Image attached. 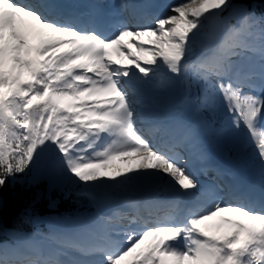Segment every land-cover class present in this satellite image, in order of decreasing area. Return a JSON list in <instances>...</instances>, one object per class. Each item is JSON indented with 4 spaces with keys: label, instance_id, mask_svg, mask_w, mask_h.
<instances>
[{
    "label": "snow or ice",
    "instance_id": "snow-or-ice-1",
    "mask_svg": "<svg viewBox=\"0 0 264 264\" xmlns=\"http://www.w3.org/2000/svg\"><path fill=\"white\" fill-rule=\"evenodd\" d=\"M121 7L127 19L109 31L95 4L85 23L63 0H0V192L32 173L29 186L82 185L90 199V189L159 183L176 198L145 202L159 210L147 215L126 201L132 214L88 218L47 254L0 245V264H264V15L232 0ZM201 80L245 133L238 152L255 149L254 182L218 171L231 183L203 186L207 155L194 130L155 110L159 91Z\"/></svg>",
    "mask_w": 264,
    "mask_h": 264
},
{
    "label": "trees",
    "instance_id": "trees-1",
    "mask_svg": "<svg viewBox=\"0 0 264 264\" xmlns=\"http://www.w3.org/2000/svg\"><path fill=\"white\" fill-rule=\"evenodd\" d=\"M239 2L250 3L257 1L264 6V0H235ZM3 197V208L0 210V229L12 227H25L24 224L30 223L29 212L38 213L39 216H46L54 214L55 211L47 209L46 200L43 202L35 200L37 193L36 190L16 185L9 184L3 192H0ZM62 208V207H56ZM24 216V217H23Z\"/></svg>",
    "mask_w": 264,
    "mask_h": 264
},
{
    "label": "rangeland",
    "instance_id": "rangeland-1",
    "mask_svg": "<svg viewBox=\"0 0 264 264\" xmlns=\"http://www.w3.org/2000/svg\"><path fill=\"white\" fill-rule=\"evenodd\" d=\"M205 39V38H204ZM35 42H36V40H34ZM132 51L133 52H136V49L135 48H133L132 49ZM138 55H140L139 53H137ZM154 83H157V81L156 82H154ZM224 165H226L225 167H224ZM223 168H225V169H230V166L229 165H227V164H222L221 165ZM66 224H67V222L66 221H63L62 222V227L60 228L61 230H63V231H69V229L67 228V226H66ZM54 227H56L54 224H52ZM57 228V227H56ZM0 235L1 236H5V237H10V238H12V241L13 240H15V241H17V237H21V238H23L22 240H23V243H28L27 242V237H23V236H20V235H18V234H15V236H17V237H15V236H13L14 234L13 233H11V232H2V233H0ZM24 238H26V239H24ZM33 240V244H35L36 246H45V247H51V246H55L54 244H55V242H54V240H52V239H38V238H33L32 239ZM14 242V241H13Z\"/></svg>",
    "mask_w": 264,
    "mask_h": 264
},
{
    "label": "bare ground",
    "instance_id": "bare-ground-1",
    "mask_svg": "<svg viewBox=\"0 0 264 264\" xmlns=\"http://www.w3.org/2000/svg\"><path fill=\"white\" fill-rule=\"evenodd\" d=\"M107 1V0H106ZM254 151H255V149L254 148H251V147H249L246 151H244L243 153H239L238 151L237 152H235L234 154H233V160H235V159H239V158H242V159H248V162L246 163V168H248V169H251V168H249L247 165H248V163L251 161V158H252V155H253V153H254ZM209 154L210 155H212V156H214V157H216L217 159H218V161H219V163H220V165H222V164H227V165H229L228 163H226L225 161H224V159H223V157H222V154L220 153V152H218V151H215V150H210L209 151ZM259 163V161H258V159L255 161V164H258ZM226 165H224V167H225ZM230 166V165H229ZM222 167V166H221ZM223 168V167H222ZM224 170H229V169H225V168H223ZM252 170V169H251ZM256 180V179H255ZM145 188H147V189H149V190H157V191H160V188L158 187V184H156V185H153V186H150V187H145Z\"/></svg>",
    "mask_w": 264,
    "mask_h": 264
},
{
    "label": "water",
    "instance_id": "water-1",
    "mask_svg": "<svg viewBox=\"0 0 264 264\" xmlns=\"http://www.w3.org/2000/svg\"><path fill=\"white\" fill-rule=\"evenodd\" d=\"M252 6H254V5H252ZM231 11H232V10H231ZM231 11H230V12H231ZM228 15H229V14H228ZM228 15H227V16H228ZM233 18H235L236 20H239V18H240V14H239L238 12H237V13H234V14H233Z\"/></svg>",
    "mask_w": 264,
    "mask_h": 264
}]
</instances>
